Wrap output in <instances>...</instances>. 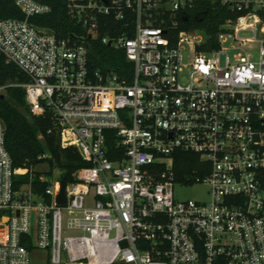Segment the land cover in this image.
<instances>
[{
  "label": "built area",
  "instance_id": "obj_1",
  "mask_svg": "<svg viewBox=\"0 0 264 264\" xmlns=\"http://www.w3.org/2000/svg\"><path fill=\"white\" fill-rule=\"evenodd\" d=\"M11 1L25 19L0 20V58L27 77L28 112L50 115L86 166L68 183L59 169H13L0 120V264L38 251L46 264H264V0H68L90 38L99 16L128 20L130 34L102 43L131 68L106 75L90 73L84 37L28 22L47 5ZM201 2L239 16L198 51L206 38L172 41L163 24ZM177 152L198 156L203 175L177 182ZM175 185H203L208 201H175Z\"/></svg>",
  "mask_w": 264,
  "mask_h": 264
},
{
  "label": "trees",
  "instance_id": "obj_2",
  "mask_svg": "<svg viewBox=\"0 0 264 264\" xmlns=\"http://www.w3.org/2000/svg\"><path fill=\"white\" fill-rule=\"evenodd\" d=\"M47 5L50 12L33 16L28 22L38 28L47 29L58 39L84 37L88 45V69L90 73L116 72L130 70L125 53L122 50L102 43L105 37L116 38L130 34L131 27L125 28L128 20H116L113 16H99L95 37L90 38L87 30L70 14L68 0H33ZM239 15L228 9L209 2H201L183 15L175 18L176 28L169 29L171 22L165 20L163 26L168 30V37L174 41L179 32L202 33L206 42L198 51L215 49V37L220 27L228 20ZM24 14L11 0H0V20H24ZM28 79L14 65L6 64L0 58V120L4 127V145L11 159L13 169L19 170L36 166L41 155H49L56 161L60 178L67 183L72 180L71 174L86 166L77 151L73 148L62 149L58 134L50 115L34 116L26 108L24 90L20 85ZM50 131V132H49ZM39 136L41 138L39 139ZM205 164L198 156L191 153L177 152L173 156V173L177 182L188 183L194 176L203 175ZM207 168V167H206ZM207 170V169H206ZM205 173V172H204ZM22 179H26L23 176ZM46 187L38 185V192ZM31 249V246H27Z\"/></svg>",
  "mask_w": 264,
  "mask_h": 264
},
{
  "label": "rangeland",
  "instance_id": "obj_3",
  "mask_svg": "<svg viewBox=\"0 0 264 264\" xmlns=\"http://www.w3.org/2000/svg\"><path fill=\"white\" fill-rule=\"evenodd\" d=\"M258 27V26H257ZM201 38H205L202 33H197ZM247 36H251L250 33L246 34ZM57 169L55 165H36L35 172L45 173L47 171L50 172V176H52V172ZM47 176V175H46ZM174 192V200L178 202L183 201H197V202H207L208 201V189L203 185H194V186H183V185H175L173 188ZM30 264H46V253L44 251H38L31 255Z\"/></svg>",
  "mask_w": 264,
  "mask_h": 264
},
{
  "label": "water",
  "instance_id": "obj_4",
  "mask_svg": "<svg viewBox=\"0 0 264 264\" xmlns=\"http://www.w3.org/2000/svg\"><path fill=\"white\" fill-rule=\"evenodd\" d=\"M104 2H106V1H104ZM63 188H64V181H61L60 182V192L56 198V202L58 204H63L65 201L64 194H63Z\"/></svg>",
  "mask_w": 264,
  "mask_h": 264
}]
</instances>
